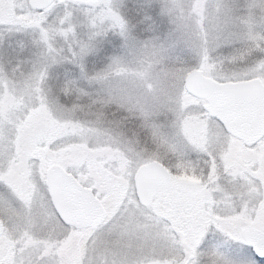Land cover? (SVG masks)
<instances>
[{
  "label": "rangeland",
  "instance_id": "1",
  "mask_svg": "<svg viewBox=\"0 0 264 264\" xmlns=\"http://www.w3.org/2000/svg\"><path fill=\"white\" fill-rule=\"evenodd\" d=\"M28 1L0 0V264H264L240 236L264 230V138L231 139L182 85L264 84V0ZM151 162L174 191L143 209L132 178ZM53 165L101 227L61 224Z\"/></svg>",
  "mask_w": 264,
  "mask_h": 264
},
{
  "label": "water",
  "instance_id": "2",
  "mask_svg": "<svg viewBox=\"0 0 264 264\" xmlns=\"http://www.w3.org/2000/svg\"><path fill=\"white\" fill-rule=\"evenodd\" d=\"M53 0H30L33 10L46 8ZM183 89L190 97L203 101L202 110L216 120L224 132L249 148L264 138V85L257 80L217 83L196 70L183 79ZM170 183L168 172L156 162L140 166L133 177L134 193L139 206H150L158 188ZM44 186L59 221L75 230L97 228L106 214L92 192L80 186L59 166H50ZM1 233V224H0ZM243 242L257 260H264V230L241 229Z\"/></svg>",
  "mask_w": 264,
  "mask_h": 264
},
{
  "label": "flooded vegetation",
  "instance_id": "3",
  "mask_svg": "<svg viewBox=\"0 0 264 264\" xmlns=\"http://www.w3.org/2000/svg\"><path fill=\"white\" fill-rule=\"evenodd\" d=\"M57 1H58V0H53V2L50 4V6H48L47 8H45L44 10H42V11H40V12H45V11L47 12L48 10L52 9L53 6L57 3ZM147 164H148V163H147ZM76 181H77V180H76ZM77 182H78V181H77ZM166 188H168V189H169V188L172 189V188H173V185L170 183V185H168V186H166V187L158 188V189L156 190V192H155V196H154V198L152 199V202H151L150 206L147 207V208H144V209H150V208L154 207L155 204H156V203H159V202L161 201L162 198H165V197H164V193H162L161 191H162L163 189H166ZM172 191H174V190L172 189ZM167 201H168V199H163L162 204L164 205L165 203H167Z\"/></svg>",
  "mask_w": 264,
  "mask_h": 264
}]
</instances>
